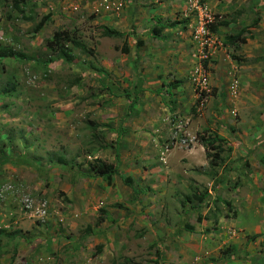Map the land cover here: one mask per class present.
Instances as JSON below:
<instances>
[{"label": "rangeland", "instance_id": "rangeland-1", "mask_svg": "<svg viewBox=\"0 0 264 264\" xmlns=\"http://www.w3.org/2000/svg\"><path fill=\"white\" fill-rule=\"evenodd\" d=\"M186 1L187 15L176 0H142L161 14L105 38L95 9L106 0H0V50L17 55L0 59V264H264L256 237L205 246L232 205L182 172L206 161L184 157L197 137L217 136L211 189L249 187L242 174L264 146L233 144L264 142V0ZM241 32L246 44H230ZM55 33L71 62L49 44ZM96 160L118 168L110 183Z\"/></svg>", "mask_w": 264, "mask_h": 264}, {"label": "crops", "instance_id": "crops-1", "mask_svg": "<svg viewBox=\"0 0 264 264\" xmlns=\"http://www.w3.org/2000/svg\"><path fill=\"white\" fill-rule=\"evenodd\" d=\"M109 1L110 2L105 5L98 6L95 10H97L98 13L102 15V16H98L99 19L101 21L103 20L104 22L106 21V23L102 21L104 23L102 24L104 27H108V28L116 27V29H118L117 31H120L121 33H124L129 29V24L131 23L132 18L136 26L144 27L143 25L146 23L145 17H147L148 19L149 17H151L153 19L156 17L155 16L156 14H161L160 6L156 4L154 8L150 10V12L146 11L145 9L148 8L142 7L141 4L142 0H122L125 3V7L122 10H119L117 7V5H119V2H117L116 0H109ZM148 1L151 4L157 3V0H148ZM88 2L89 0H86L87 7L89 6ZM190 3H191V7L197 4L195 0H190ZM189 7L190 5L187 3L186 0H176V8L174 9V12L181 11L182 13L185 12V15H187L186 12L189 11L188 10ZM195 7L198 8V6ZM189 12H191V10ZM149 13H153V16L150 15ZM190 16L193 17L194 15H190ZM153 24L154 22L150 26H152ZM188 26L192 28L193 24L189 23ZM237 139L238 141H241L239 138ZM241 139H242L241 145L238 144L239 143L238 141L236 144H233L236 150L239 148L237 152L241 150L240 153L243 151L242 153H246L249 155L251 153L250 152L251 149L253 147L256 148V146L259 143H262L264 146V142H259L260 139L251 140L245 136H243V138L241 137ZM175 149H173V151ZM259 151L261 152L260 154L261 156H259L258 154L256 156H253L254 153L250 154L251 167L249 169H246L245 173L242 174L246 176L247 179L248 178L250 179L249 187L247 186L242 187L241 185H236L234 187L235 189H232L230 191L227 189V186L223 182V179L221 180L223 184L211 189L213 181H211V179H209V177L206 175L207 171L210 170L209 160L207 159L205 150L201 145L199 144L195 145L194 143L193 149L185 153L184 157L188 159L187 155L188 157L191 158L193 157L192 153L201 152L203 154L204 160L206 161L203 164L195 165L192 164L190 162L191 160L188 159L187 161L189 163H187V166L189 165L188 166L189 169H187L186 171L185 168H183L182 170L183 174L190 176L194 181L200 184H202L201 182L202 178H206V180L209 183L207 186L205 185V188L210 187V189L208 188L209 189L208 193H210L213 196L220 195L219 197H221L225 201L227 200L232 205L231 207L232 213H229L230 217L228 218L226 216H219L218 225L212 228L211 232L207 233V238H210L213 242L212 245L210 242H208L209 245L207 243H204L206 247L209 246L208 249L210 248L211 250L214 248V249H218L217 252H220V250L222 251V249H224V246L238 245L243 243L248 244L249 243L248 237L252 236V237H256L255 239H257V241L253 240V242L251 243L252 251L255 254L257 253L256 246L264 242V147L260 148ZM257 156L261 157L262 161L259 160ZM178 161L182 162L183 160L180 159ZM259 161H261V163ZM239 162L236 163L235 166H237V164L240 165ZM180 166L182 167V165ZM184 166L185 165H183V167ZM254 198L256 199L255 200L256 202L254 201L252 203ZM217 199L220 200V198ZM224 200H221L223 204L225 203ZM248 204L254 205L253 209L256 210L257 212L252 211L250 213H245V210L243 211V208L244 207L246 208ZM245 216H248L247 217L248 220L246 222L244 220L246 224L244 225L243 228H239V225ZM250 220H252V222L255 220L257 224L252 226L251 223L250 225L249 224ZM207 222H208V226L213 225L212 221L207 220ZM184 232L186 234L190 233L187 230H185ZM239 232H241V235L244 234V236L243 237L240 236ZM169 235L175 237L173 233L172 234L169 233ZM237 235L239 237L236 238ZM245 240L248 241L245 242ZM258 257L259 259H261L260 256Z\"/></svg>", "mask_w": 264, "mask_h": 264}, {"label": "trees", "instance_id": "trees-1", "mask_svg": "<svg viewBox=\"0 0 264 264\" xmlns=\"http://www.w3.org/2000/svg\"><path fill=\"white\" fill-rule=\"evenodd\" d=\"M26 0H15V7L18 9L19 8V3L25 2ZM258 25V22H255V25ZM44 26V23L42 22L41 24L38 25L37 31L41 30ZM175 24H171L170 27H175ZM101 30L103 31V36L105 38H121L124 36L123 33L117 31V30H112L108 27H101ZM217 28L213 27V31H216ZM64 34V33H62ZM62 34L60 33H55L53 39L49 42L51 47L58 49L59 52V59L65 60L66 62H71L72 57L70 56L71 54L68 52H65L64 50L66 48L62 47L61 44V39H62ZM244 32L239 33L236 36H230L228 38L230 44H235V43H241V44H246L247 39L244 38ZM71 44H73L74 47L81 48L83 52H91V50H88L87 46L84 44L72 40ZM17 55L13 52H5L4 50H0V59L2 58H15ZM197 141L199 144L205 149L206 157L209 160V165L210 167H217V163L222 161V154L224 151L221 149L219 146L222 140L218 138L217 136L213 140H207L204 138H198ZM213 152V154L211 153ZM91 170L95 173L96 176L102 177L104 180H106L108 183L111 182V179L118 173V168L115 167L112 164H107L105 162H101L99 160H96L92 165H91Z\"/></svg>", "mask_w": 264, "mask_h": 264}, {"label": "built area", "instance_id": "built-area-1", "mask_svg": "<svg viewBox=\"0 0 264 264\" xmlns=\"http://www.w3.org/2000/svg\"><path fill=\"white\" fill-rule=\"evenodd\" d=\"M106 1L109 2V0H106ZM116 1L119 2V5H117L118 9L119 10H122L125 7V3L122 0L121 1L116 0ZM206 45H207L206 46V49L207 48L214 49L215 43H213V41H210V42H206ZM207 77H208V74H207L206 70L204 69L203 70V79L204 80L202 79V81H203L202 86L200 85V87H201V94L202 95H204L206 92H208V88H207L208 87Z\"/></svg>", "mask_w": 264, "mask_h": 264}]
</instances>
